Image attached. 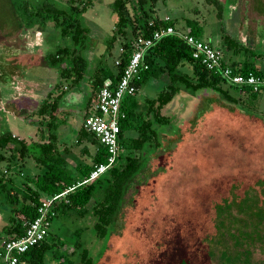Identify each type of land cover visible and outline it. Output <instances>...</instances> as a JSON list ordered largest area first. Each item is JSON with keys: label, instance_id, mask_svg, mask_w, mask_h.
Returning <instances> with one entry per match:
<instances>
[{"label": "rangeland", "instance_id": "obj_1", "mask_svg": "<svg viewBox=\"0 0 264 264\" xmlns=\"http://www.w3.org/2000/svg\"><path fill=\"white\" fill-rule=\"evenodd\" d=\"M39 1L42 0H29L32 4ZM49 1L59 7L66 5V0ZM81 1L85 0H74V4L80 6ZM110 1L91 0L78 15L80 23L90 30L82 52L86 58L89 54L98 58L112 33L115 18ZM17 2L0 0V132L9 131L25 141L45 140L46 117L42 123L36 122L42 121L34 114L37 102L47 92L53 91L52 97L58 94L60 88L52 90L54 83L62 84L64 90L67 82L59 79L53 68L37 62L52 52L56 44H69V39L62 37L58 28L51 31L49 23L25 25L15 7ZM130 2L133 5L135 0ZM130 2L127 3L129 17L133 11ZM142 8L146 15L167 16L181 32L196 24L201 29L198 37L218 48L223 61L234 62L240 68L245 57L264 71V0H146ZM133 12L140 13L139 8L135 7ZM224 34L263 55H246L242 49L235 53L224 50L221 45ZM126 35L125 38L117 35L109 53L102 55L105 66L111 67L119 47L131 37L130 27ZM97 65L92 63V68ZM78 84L64 92L65 96L80 95L74 98L78 103L74 99L68 101L70 105L65 103L67 99L58 102L60 109H73L74 113L68 111L64 116L59 111L55 113L58 148H66L62 155L71 172L76 165L91 164L95 149L91 140L80 137L87 98L82 95V84ZM161 84L163 81L156 77L139 84L128 100L130 107L140 111L144 100L154 98L162 89ZM219 87L234 101L209 90L189 94L180 91L161 109L167 119L164 125L151 121L158 130L161 151L150 155L134 178L126 191L115 229L108 237L93 236L92 218L88 214L82 218L68 214L51 219L48 243H55L52 250L58 259L50 258V261L58 263L65 256L75 260L76 254L69 252L78 239L88 250L92 264H177L183 251L190 255L191 264L199 263L196 250L212 223L210 199L224 195L230 177L243 178L246 183L264 177V92L250 99L227 83H220ZM173 132L180 134L170 144L163 135ZM135 135V131L127 129L123 137ZM150 150H144V154ZM1 153L8 161L0 160V174L7 170L5 179L10 178L14 184H22L26 176L38 171L29 158L20 159L7 148ZM126 154L138 155L139 151H121L122 157ZM91 203L89 200L86 207ZM5 208L0 206V224L6 220ZM76 228L80 230L76 232ZM252 261L264 264V248L256 249Z\"/></svg>", "mask_w": 264, "mask_h": 264}, {"label": "trees", "instance_id": "obj_2", "mask_svg": "<svg viewBox=\"0 0 264 264\" xmlns=\"http://www.w3.org/2000/svg\"><path fill=\"white\" fill-rule=\"evenodd\" d=\"M130 1L111 0L109 3L115 20L112 33L105 44V51L109 53L117 35L127 37L126 30L130 27L131 37L126 38L116 57L119 63L113 65L115 69L112 70L100 60L91 71L87 70L88 59L82 53L90 30L89 27L81 24L78 18L91 0L81 1L80 6L74 4V0H66V5L63 7L49 0L34 4L29 0H18L16 3L18 14L24 19L20 21L25 25L49 23L51 28L59 29L62 37L69 39V44L57 46L40 59L42 64L53 68L55 75L67 82V86L61 90L62 84L54 83L52 90L60 88L58 94L52 97L53 91L48 92L34 111V114L42 120L36 121L37 123H42L43 118L46 117L44 125L47 129V137L45 140L25 141L23 138L15 137L9 131L0 132V160L8 161L1 153L7 148L12 151V155L16 154L20 159L29 158L38 169L37 172L26 176L20 185L14 184L10 178L5 179L7 170L0 174V206L6 207L8 211L6 220L0 224V241L21 236L26 224L37 215L36 210L41 198L51 197L69 187L72 188L53 201L54 214L49 218V222L59 215L74 214L82 218L88 214L92 218L93 236L99 239L108 237L115 229L121 205L125 201L126 191L135 181L134 178L141 173L150 155L153 156L160 150L157 141L158 130L151 125V121L158 122V126L164 125L167 119L161 114L163 106L180 91L189 94L209 90L218 93L224 99L234 101L219 87L220 83H226L221 75L205 69L195 61L183 40L175 35H167L159 39L147 49L143 56L142 61L146 68L140 69L134 85L138 87L149 77H156L163 81L162 89L154 98L145 99L144 107L140 111L134 110L129 104H123L124 99L131 96L125 97L120 104L124 117L119 120V147L121 151L136 150L139 154H126L122 157L120 151L118 157L120 161L92 181L77 184L88 175L94 164L105 161L106 151L91 134L83 129L84 131H80L81 139L91 140L95 147L91 155V164L76 165L74 172L68 170L62 155L67 150L65 147L58 148L55 132V113L58 101L67 89L86 77L91 88V95L86 101L88 104L93 100L95 92L105 78H110L112 82L118 78L127 60L132 38L139 34L146 36L163 24H172L170 19L164 21L162 18L146 15L142 8L146 0H135L133 5L136 4V6H133ZM128 2L132 5L133 11L135 7H138L140 13L132 11L129 17ZM148 11H151L150 8ZM217 15H219L218 11ZM200 30V27L195 24L188 29V33L198 36ZM221 45L224 50H231L232 53L242 49L246 55H263V53H256L245 47L227 34L222 36ZM228 65L234 72L243 75L248 72L264 75V71L256 68L245 57L240 68L234 62ZM228 86L235 89L238 94H245V98L254 99L256 94L260 93L230 84ZM127 129H132L136 135L124 138L123 134ZM179 134L180 132L165 133L163 137L172 144L178 140ZM150 148L152 150L144 154V150ZM225 185L224 195L219 199H210V208L213 213L212 223L202 236L200 247L196 250L200 255L198 264H254L252 254L257 248H264V177L252 183H246L243 178L230 177ZM89 200H92L91 206L86 207ZM77 230L80 228H76L75 231L78 232ZM48 235L47 229L41 241L20 255V264L21 262L26 264H47V262L51 264H92L88 250L78 239L73 243L69 252V255L76 254L75 260L65 256L58 263L50 261V258L58 259V254L52 250L55 243H48ZM177 264H191L190 255L184 251L181 252Z\"/></svg>", "mask_w": 264, "mask_h": 264}, {"label": "built area", "instance_id": "obj_3", "mask_svg": "<svg viewBox=\"0 0 264 264\" xmlns=\"http://www.w3.org/2000/svg\"><path fill=\"white\" fill-rule=\"evenodd\" d=\"M162 19L164 21L169 20L167 16ZM167 35H175L183 40L190 49L191 57L205 69L219 73L226 83L249 89L252 92H264L263 74L248 72L243 75L234 72L222 60V54L218 48L211 45L209 41L188 33V31L181 32L172 25L163 24L153 29L146 36L139 34L130 42L127 60L121 68L118 78L115 82H112L110 78H105L102 81L89 112L82 118V128L105 149L106 156L104 162L94 164L88 175L78 181L77 184L92 181L120 161L118 160L121 151L118 144L119 120L124 117L120 104L125 97L132 96L136 92L134 81L140 69L146 68L142 60L147 49ZM118 63L119 59L115 58L114 66ZM71 188L69 187L51 197H42L37 206V215L26 224L23 234L16 238L0 241L1 264H20V255L44 238L48 229L49 218L54 214L52 210L53 201Z\"/></svg>", "mask_w": 264, "mask_h": 264}, {"label": "crops", "instance_id": "obj_4", "mask_svg": "<svg viewBox=\"0 0 264 264\" xmlns=\"http://www.w3.org/2000/svg\"><path fill=\"white\" fill-rule=\"evenodd\" d=\"M157 17V16H156ZM159 18V17H158ZM172 26H173V24H171ZM174 27V26H173ZM175 28V27H174ZM52 30L51 31H54L55 30V28H51ZM57 47V44L53 47V48H56ZM121 48V46L119 47V49ZM54 50V49H53ZM104 53H106V51H105V45H103V49H102V51L98 54V58H97V56H92V57H90V54H89V57H87V59H88V70H93V68H92V63H98L100 60L102 61V55L104 54ZM117 56V55H116ZM116 56L114 57V59L116 58ZM40 59H41V57H40ZM114 59H113V61H114ZM95 61V62H94ZM38 64H41L42 62H41V60H39V62H37ZM103 63V62H102ZM114 64L112 63V65H111V67H107L108 69H112V70H114L115 68H114V66H113ZM55 74V73H54ZM54 74H52V76L54 75ZM108 78V77H107ZM51 80H53V78H51ZM79 83H81L82 84V89L84 90V93L82 94L83 95V97L85 96L87 99L90 97V95H91V88H90V84L88 83V79L86 78V77H84V78H82L81 80H80V82ZM79 84L77 83L75 86H78ZM161 85H163V84H161ZM75 86H73V87H75ZM72 87V88H73ZM67 90H69V89H67ZM136 90H137V87H136ZM48 93V92H47ZM47 93H45V96H46V94ZM78 93H80V92H78ZM136 93V92H135ZM77 95V93L74 95H72V94H69V95H67V96H65V93H63V95H62V97L60 98V100L62 99V101H65V99H67V102H65V103H67L68 105H70V102H68L69 100L71 101L72 99H74V98H77L78 96H80V95H78L77 97H75ZM95 96H96V92H95ZM95 96H94V98H93V100H91L88 104H86V106H87V108H86V111L85 112H83V114H82V118H83V116L85 115V114H87L88 112H89V109H90V107H91V104H92V102L95 100ZM44 96L42 95V97L41 98H43ZM131 97H129V98H126V99H124V101H123V104H128V100L130 99ZM41 100V99H40ZM59 100V101H60ZM58 101V102H59ZM74 101H75V103H78V100L77 99H74ZM40 102V101H39ZM39 102H37V103H39ZM57 112L59 111L60 113H62V116H64L65 114H68L67 112L68 111H71V113H74V111H73V109H65V107H62L61 109H60V107H59V104L57 103V110H56Z\"/></svg>", "mask_w": 264, "mask_h": 264}]
</instances>
